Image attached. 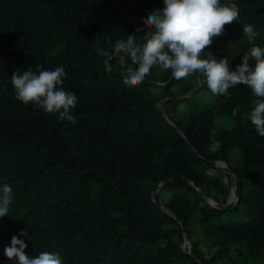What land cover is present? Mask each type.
Returning a JSON list of instances; mask_svg holds the SVG:
<instances>
[{"label": "trees", "instance_id": "1", "mask_svg": "<svg viewBox=\"0 0 264 264\" xmlns=\"http://www.w3.org/2000/svg\"><path fill=\"white\" fill-rule=\"evenodd\" d=\"M221 4H235L239 21L226 25L201 58H227L235 70L252 46L264 48V0ZM163 6V0H0V187L13 188L9 215L0 218V264H16L4 249L21 231L30 258L59 252L63 264H200L192 255L206 264H264V137L246 119L256 99L251 89L240 84L213 95L205 84L194 94L201 73L177 80L159 67L129 87L117 73L118 59L98 52L115 56L113 45L129 35L142 47L149 31L143 20ZM245 24L259 33L252 43ZM57 66L66 73L60 87L77 97L69 110L75 123L15 99V72ZM180 94L164 112L185 135L158 110L161 100ZM218 118L230 128L218 129ZM213 142L220 145L215 152ZM203 158L224 160L235 171L234 210L212 207L196 190L223 204L235 200L227 171L228 183L211 175L222 171ZM170 176L176 177L156 195L163 210L153 193ZM184 229L191 254L182 250Z\"/></svg>", "mask_w": 264, "mask_h": 264}, {"label": "clouds", "instance_id": "2", "mask_svg": "<svg viewBox=\"0 0 264 264\" xmlns=\"http://www.w3.org/2000/svg\"><path fill=\"white\" fill-rule=\"evenodd\" d=\"M163 3V8L150 12L143 20L149 31L142 47L136 46L134 36L129 35L126 41L115 42V56L101 49L98 52L109 59H118L123 82L129 87L143 83L154 67L171 70L177 80L201 73L213 95H227L229 89L240 84L247 86L256 99L246 119L264 137V48L252 46L235 70H230L227 58L217 59L211 53L208 58H201L205 49L212 45L213 38L224 35L226 25L239 21L236 5L221 4V0H163ZM243 33L250 43L259 35L250 24H245ZM250 61L255 62L254 68ZM65 76L60 66L38 73L31 68L17 71L11 77L15 99L47 114H58L62 121L75 123L69 110L76 106L77 97L60 87ZM238 113L239 109H234L232 115ZM219 147L218 142H213L209 151L215 152ZM12 202L13 188L4 184L0 187V218L9 215ZM20 236H27V231L13 236L10 246L4 249L9 260H15L16 264H63L59 252L42 251L30 258L25 252L27 244Z\"/></svg>", "mask_w": 264, "mask_h": 264}, {"label": "water", "instance_id": "3", "mask_svg": "<svg viewBox=\"0 0 264 264\" xmlns=\"http://www.w3.org/2000/svg\"><path fill=\"white\" fill-rule=\"evenodd\" d=\"M118 74H121L122 72L120 70L117 71ZM202 75V81L200 82L199 86L197 88H195L193 90L192 93L197 94L199 91H201V89L205 86V77ZM185 95L184 94H180V95H176L173 96L171 98H167V99H163L158 103V110L160 111L161 116L168 121V123L170 125H172L173 127H176L175 124L166 116L165 112H164V105L170 101H174L180 98H183ZM176 129L183 135H185L179 128L176 127ZM190 146L193 148L192 144L189 141ZM197 156L200 157V155L197 153ZM204 161H206L207 163H210L211 165L217 167V168H225L227 170L228 175L230 176V180H231V190H233V194L235 195V200L232 203H227V204H223L221 202H218L216 199H214L213 197H211L205 190L201 189V188H196V190L198 192H200L203 196H205V198H207V202L214 208L223 210V211H229V210H234L237 205L239 204V200H240V195L237 191V178H236V174L235 171L230 167L229 163H227L226 161H213V160H209L206 158H203ZM176 176H170L166 179L163 180V182H161V184H159V186L155 189V192L153 193V202L156 204V206L158 208H161L163 210H165V207H163L162 205L158 204L156 202V195H157V189L163 187L169 180H171L172 178H174ZM180 177V176H179ZM191 185L193 186V184L191 183ZM232 205V206H231ZM179 222V218H176ZM183 234H184V240L182 243V250L188 254H191V245L188 248H185V244L189 242V240L187 239V231L184 229L183 230ZM193 258L199 262L200 264H206L205 262L201 261L197 256L192 255Z\"/></svg>", "mask_w": 264, "mask_h": 264}, {"label": "rangeland", "instance_id": "4", "mask_svg": "<svg viewBox=\"0 0 264 264\" xmlns=\"http://www.w3.org/2000/svg\"><path fill=\"white\" fill-rule=\"evenodd\" d=\"M216 123H217V127H218V129H222V128H225V129H228V128H230V126H231V123H229V124H223V121H222V119L221 118H218L217 120H216ZM236 159H234V161H235ZM233 161V162H234ZM236 165V164H235ZM219 169H221V171L222 172H217L216 170H211L209 173L211 174V175H215V176H217V175H219V176H221L222 178H224L225 176V174L227 175V173H226V169L225 168H219ZM224 181L225 182H229V180H228V178H224ZM159 189V188H158ZM158 189H157V191H158ZM232 195H233V192L231 191V193H230V198L232 197ZM229 199H227V201H226V204L227 203H229ZM230 203H232V202H230ZM225 219H227V220H233V219H235L234 217H233V215H229V216H225Z\"/></svg>", "mask_w": 264, "mask_h": 264}]
</instances>
